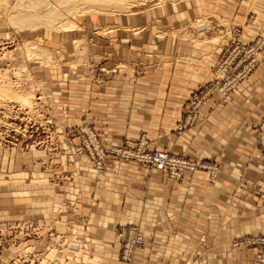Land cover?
<instances>
[{
  "label": "crops",
  "instance_id": "crops-1",
  "mask_svg": "<svg viewBox=\"0 0 264 264\" xmlns=\"http://www.w3.org/2000/svg\"><path fill=\"white\" fill-rule=\"evenodd\" d=\"M150 2L129 15L84 19L74 32L30 37L59 61L28 63L59 148L51 160L25 134L15 146H0V222H28L16 228L10 254L26 247L32 264H256L259 247L242 242L264 236V205L253 192L264 187L257 148L264 56L231 103L215 93L195 127L178 134L177 125L189 98L214 78L232 41L229 29L253 15L244 40L264 36V0ZM208 15L204 31L183 32ZM12 35L1 36L10 42ZM83 124L106 146L146 135L151 150L216 165L218 177L212 182L197 171L179 182L117 158L100 175L76 154L75 130ZM129 224L145 239L132 263L121 260L117 235Z\"/></svg>",
  "mask_w": 264,
  "mask_h": 264
},
{
  "label": "built area",
  "instance_id": "built-area-1",
  "mask_svg": "<svg viewBox=\"0 0 264 264\" xmlns=\"http://www.w3.org/2000/svg\"><path fill=\"white\" fill-rule=\"evenodd\" d=\"M229 31L232 33L230 46L213 69L214 78L189 98L188 109L177 125L178 134H183L199 123L201 113L215 93L220 94L225 103H231L235 92L258 68V56L264 47V38L259 37L255 42L246 43L241 26H233ZM48 108V102L36 88V100L32 109L14 107L13 115L8 117L1 113L9 127H0V146H15L19 136L25 134L32 140V146L42 148L53 160L59 143L54 124L44 119ZM257 131L259 132L257 148L264 161V123L257 128ZM75 136L79 141L76 154L92 162L100 175L104 174L108 160L117 158L149 166L179 182L184 180L186 174L197 171L207 172L212 181L218 177L219 170L216 165L195 162L171 152L151 150L146 135H142L137 141H126L122 147L106 146L94 128L83 124L76 128ZM253 192L264 205V187ZM117 235L122 244L121 260L132 263L135 253L145 243L144 236L137 225L131 224L120 226ZM242 243L258 246L256 264H264V236L244 240Z\"/></svg>",
  "mask_w": 264,
  "mask_h": 264
},
{
  "label": "rangeland",
  "instance_id": "rangeland-1",
  "mask_svg": "<svg viewBox=\"0 0 264 264\" xmlns=\"http://www.w3.org/2000/svg\"><path fill=\"white\" fill-rule=\"evenodd\" d=\"M17 3L18 0H0V127L1 126L9 127L7 120L4 119V115H6L7 117L12 116L14 107H19L21 109H28V108L32 109L33 105L35 104L36 88L38 87L35 85V81L33 80L31 74L28 71V63L30 62V60L31 61L38 60L40 62L42 61L44 62L45 61L44 59H46L47 63L42 62L43 64L59 63L58 59L54 57V53L52 51L46 49L47 47L44 44H42L41 46L31 41L30 40L31 36L32 37L35 35L42 36L45 34L56 35L58 32L60 33L62 32V34L74 32L82 26L84 19L85 21H87L86 19H90L92 17H98L100 19L101 17H105V16L111 17L114 15H129L131 13H135L137 11H140L141 9L146 8L151 2L150 0H139L137 2H134V0H128L125 4L127 5L128 3H131L133 4L132 7L124 6V9L117 7L112 12L87 13L86 12L87 10H84V12L81 15L68 14L69 15L68 16L65 14L67 17H70L68 19L69 21L67 22H72L76 25V28L73 31H64L62 29H57V25L55 28H51L47 26L34 28L26 24L21 25L20 22L19 24L16 25L10 21L9 13L17 5ZM72 6L73 4H70L66 7L68 8ZM85 8L86 7H83V9ZM57 9L58 10L60 9V11H62V8L59 6L57 7ZM254 18L255 17L253 15H249L248 18H246V20L243 22V24L239 26H241L244 30L245 24L247 22H252ZM212 21H213L212 15L203 16V19L198 20L197 22H195V25L189 26L188 29L184 30L183 32H187V31L190 32V30L195 28L197 25L205 26L207 28L208 26L207 23H211ZM58 26L60 27L59 23ZM8 33L13 34L11 39L12 42L11 41L9 42V40H3V37L1 36ZM259 37L264 38L261 32H259L254 42L257 41ZM25 42L28 44H32L33 46H37L38 47L37 54L35 53L32 54L31 52H28L25 49ZM75 44H76V48L80 51L81 42L78 41ZM44 52H46L45 55H42L44 54ZM31 55H33V57H31ZM43 56H46L48 58V61L47 58ZM263 56H264V47L261 50L260 55L258 56L259 63L263 59ZM1 113H4V115ZM19 220L20 221L16 219H10V220L6 219L0 222V225L2 226H7V225L9 226V228L6 229L9 232H7L3 228L2 229L0 228V264H32L33 260H35L34 256H30V253H28L29 249H27L26 247H22L19 250L18 254L13 253V251L11 252V254L9 253L11 251L12 246L16 247L17 244L16 236L20 234V232L16 228H19L18 226H23V225L25 226L28 223L25 220H21V219ZM11 225H15V228L11 227ZM25 235L28 237L27 234ZM55 242H59V241H55ZM55 247L57 248L55 249ZM72 247L77 248L75 243L72 244ZM52 248L54 250H57L59 247L55 245ZM7 253L10 254L8 255L9 257L5 255L2 259L1 255Z\"/></svg>",
  "mask_w": 264,
  "mask_h": 264
},
{
  "label": "bare ground",
  "instance_id": "bare-ground-1",
  "mask_svg": "<svg viewBox=\"0 0 264 264\" xmlns=\"http://www.w3.org/2000/svg\"><path fill=\"white\" fill-rule=\"evenodd\" d=\"M127 1L128 0H18L17 5L10 11L9 15L10 21L16 25L19 24V22L21 25L26 24L34 28L42 26L55 28L57 25V29H62L64 31H73L75 30L76 25L72 22H67L69 21L68 19L70 17H67L66 15H81L84 10H87V13L112 12L117 7H120L122 9H124V6L132 7L133 4L131 3H128L127 5L125 4ZM137 1L139 0H134V2ZM70 4H73V6L67 8L66 6ZM58 6L62 8V11H60V9H57ZM83 7L86 8L83 9ZM58 23L60 24V27L58 26ZM25 49L32 54H37L38 47L25 42ZM45 53L46 52H44V54L42 55H45ZM31 57H33V55H31ZM44 60V62L42 61L43 63L46 62V59Z\"/></svg>",
  "mask_w": 264,
  "mask_h": 264
},
{
  "label": "water",
  "instance_id": "water-1",
  "mask_svg": "<svg viewBox=\"0 0 264 264\" xmlns=\"http://www.w3.org/2000/svg\"><path fill=\"white\" fill-rule=\"evenodd\" d=\"M205 28H206L205 26H199L197 29H198V31H200V32H201V31H204V30H205Z\"/></svg>",
  "mask_w": 264,
  "mask_h": 264
}]
</instances>
